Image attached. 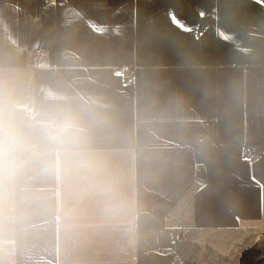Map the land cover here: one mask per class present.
Returning <instances> with one entry per match:
<instances>
[{"label": "crops", "instance_id": "obj_1", "mask_svg": "<svg viewBox=\"0 0 264 264\" xmlns=\"http://www.w3.org/2000/svg\"><path fill=\"white\" fill-rule=\"evenodd\" d=\"M51 105L91 167L0 185L5 264H173L264 227V0H0V119Z\"/></svg>", "mask_w": 264, "mask_h": 264}, {"label": "clouds", "instance_id": "obj_2", "mask_svg": "<svg viewBox=\"0 0 264 264\" xmlns=\"http://www.w3.org/2000/svg\"><path fill=\"white\" fill-rule=\"evenodd\" d=\"M91 167L81 118L51 105L29 118L0 119V185L13 192L37 168L51 176L86 174Z\"/></svg>", "mask_w": 264, "mask_h": 264}, {"label": "rangeland", "instance_id": "obj_3", "mask_svg": "<svg viewBox=\"0 0 264 264\" xmlns=\"http://www.w3.org/2000/svg\"><path fill=\"white\" fill-rule=\"evenodd\" d=\"M126 73L127 71L123 73L122 80L128 78ZM131 73L134 76V73ZM134 80L128 85L132 84ZM224 234L209 233L201 235L211 236L213 238L212 241L218 247L224 248L230 245L229 243H225L223 239H220ZM246 240L245 243H242V245L236 248H232L225 254H220V249L211 247L213 246L211 244H209L211 246L206 247L204 244L182 242L174 251L172 261L173 264H264V227L257 235L251 236ZM3 253V250L0 248V264H5ZM5 257L8 259L7 251H5Z\"/></svg>", "mask_w": 264, "mask_h": 264}, {"label": "built area", "instance_id": "obj_4", "mask_svg": "<svg viewBox=\"0 0 264 264\" xmlns=\"http://www.w3.org/2000/svg\"><path fill=\"white\" fill-rule=\"evenodd\" d=\"M127 77L125 80H122L123 85H128L129 83H131L134 80V76L131 73V71H127ZM243 155L244 156H248V154L250 153V149L249 148H245L243 149Z\"/></svg>", "mask_w": 264, "mask_h": 264}]
</instances>
